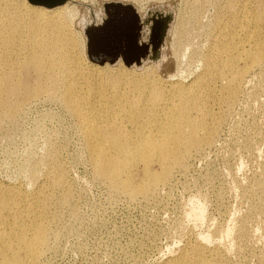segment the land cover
I'll return each instance as SVG.
<instances>
[{
	"label": "rangeland",
	"instance_id": "rangeland-1",
	"mask_svg": "<svg viewBox=\"0 0 264 264\" xmlns=\"http://www.w3.org/2000/svg\"><path fill=\"white\" fill-rule=\"evenodd\" d=\"M203 1L71 0L61 9L75 21L69 33L76 80L72 103L66 101L71 84L61 79L56 94L44 88L16 119L0 121V189L21 192L22 207L44 198L24 220L31 228L38 220L49 226L41 264H178L197 246L226 264H264V186L259 184L264 183V62L251 64L245 55L262 40L252 27L235 40L243 63L251 64L249 72L242 74L237 64L215 68L222 77L201 87L216 113L208 121L216 129L212 144L203 152L193 148L185 167L175 169L168 184L150 197L133 199L98 176L84 133V121L100 124L111 118L124 119V134L138 137L156 108L152 85L161 88L169 105L176 86L186 91L204 82L205 58L223 48L218 31L224 26L230 31L234 19L228 0ZM234 3L247 27L264 0ZM89 43L101 58L118 50L135 55L144 45L150 55L141 64L130 60L127 65L115 55L114 63L103 64L90 60ZM22 68L33 82L31 67ZM114 78H119L118 96L106 84ZM232 80L237 98L229 103L224 86ZM156 112L160 116L166 109ZM192 116L200 118L196 110ZM54 165L63 173L59 185ZM192 210L202 215L188 217ZM240 226L246 235L239 234ZM8 236L0 232V239Z\"/></svg>",
	"mask_w": 264,
	"mask_h": 264
},
{
	"label": "bare ground",
	"instance_id": "bare-ground-1",
	"mask_svg": "<svg viewBox=\"0 0 264 264\" xmlns=\"http://www.w3.org/2000/svg\"><path fill=\"white\" fill-rule=\"evenodd\" d=\"M234 1L236 0H228L227 6L230 16L234 19L227 26L230 31H226L225 26L218 31V42L223 44V48L218 50L215 56L207 54L202 85L197 84L198 88L192 87L186 91L176 86L172 91L174 94L170 96L169 105L160 96L161 88L152 85L151 92L156 108L147 114L151 119L142 123L138 137L130 139L124 134V119L117 121L110 118L100 124L84 121V133L95 172L98 176H104L112 189L133 199L150 197L168 184L175 169L185 167V159L190 156L193 148L197 152H203L212 144L216 129L210 126L208 121L209 118H215L216 113L201 87L206 88L208 82L222 77L220 72H215V68H228L237 64L241 73L246 74L251 64L257 63L258 60L264 62V30H259V25L264 24V3L257 6L256 21L248 23L245 27L243 21L238 18ZM70 2L71 0H66L55 6H45L34 4L30 0H0V121L16 119L26 101L42 93L44 88L49 93L56 94L61 79H66L71 84V88L66 92V101L68 104L72 103V85L76 80L72 76L73 41L69 33L72 32V24L75 21L61 10L68 7ZM220 20L216 21V25ZM248 27H252L256 34L262 35V40L245 53L251 64L243 63V54L235 44L239 33L247 31ZM161 33L157 45H160ZM90 49L92 50V44ZM103 55L106 57L105 63H110L112 56L117 55L127 65H131L130 60H133V64H141L150 54L148 45H144L135 55H127L119 50ZM93 58L103 60L96 55ZM23 65L31 67L30 75L34 78V84L28 81L29 75H26ZM106 84L115 90L116 96L119 95V78L110 79ZM94 87L92 85V88ZM224 88L229 94L228 102L231 103L237 98L234 81L227 82ZM175 96L179 98L178 103H173ZM159 109H166V113L157 116L156 110ZM194 110L199 112L200 118H193ZM74 111L79 114L80 110L75 108ZM112 113L114 112L108 114ZM151 124L153 126H150ZM148 127L156 129L157 134H154L153 130H147ZM51 171L59 178L54 184L59 185L63 176L61 168L54 165ZM140 172H143L141 182H136L135 176ZM32 176L36 177L37 173L34 171ZM259 184L264 186L263 182ZM20 199H25L21 192L13 193L0 189V232L8 231L9 234L7 240L0 239V264H41L39 258L48 248L49 226L38 220L31 228L24 220L28 213L38 208L39 202L44 198L40 195L36 204L26 207H22L25 203ZM16 207L22 208L15 210ZM187 215L197 219V216L202 215V211L192 210ZM239 228V234L246 235V228ZM194 251L193 255L185 253L178 264H226L222 260L208 258L198 246Z\"/></svg>",
	"mask_w": 264,
	"mask_h": 264
},
{
	"label": "water",
	"instance_id": "water-1",
	"mask_svg": "<svg viewBox=\"0 0 264 264\" xmlns=\"http://www.w3.org/2000/svg\"><path fill=\"white\" fill-rule=\"evenodd\" d=\"M32 3H34V4H42V5H45V6H55V5H58V4H62V3H64L66 0H30ZM169 19V18H168ZM170 20V19H169ZM167 29H168V23H166L164 26H163V28H162V30H161V41H160V45L162 44V41H163V38L166 36V34H167ZM159 45V46H160ZM88 49H89V47H88ZM89 51V53H90V58L92 59V60H95V61H99V59L100 58H93V56L95 57V55L92 53V51H91V49H89L88 50ZM93 55V56H92ZM144 56H146V55H144ZM116 57H119L120 58V56H117L116 55ZM104 58H106V57H104ZM104 58H101V59H103V60H100V62L101 63H105V61H106V59H104ZM139 60H141V58L139 59ZM111 61V63H114V61H115V58L114 57H112V59L110 60ZM141 62V61H140Z\"/></svg>",
	"mask_w": 264,
	"mask_h": 264
}]
</instances>
